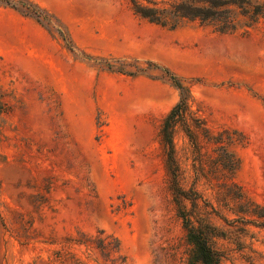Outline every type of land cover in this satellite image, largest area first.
<instances>
[{"label":"rangeland","instance_id":"rangeland-1","mask_svg":"<svg viewBox=\"0 0 264 264\" xmlns=\"http://www.w3.org/2000/svg\"><path fill=\"white\" fill-rule=\"evenodd\" d=\"M31 1L74 50L0 4V264H44L59 253L61 264H199L189 259L161 142L178 91L158 70L126 74L101 60L168 68L211 131L241 132L234 179L264 209V0H249L245 14L235 8L232 32L199 19L161 26L128 0ZM173 142L189 188L191 144L180 127ZM195 188L216 205L203 178ZM212 222L223 232L214 239L223 264H264V226ZM98 238L119 250H101Z\"/></svg>","mask_w":264,"mask_h":264},{"label":"trees","instance_id":"trees-1","mask_svg":"<svg viewBox=\"0 0 264 264\" xmlns=\"http://www.w3.org/2000/svg\"><path fill=\"white\" fill-rule=\"evenodd\" d=\"M128 1L134 12L149 22L174 28L181 19H199L201 22L213 23L220 32L234 31L237 26L235 8H239L241 13L245 14L249 11L246 5H250L249 0H172L163 5L153 0ZM0 4L18 11L23 16L32 17L42 26L55 31L68 49L74 50L64 30L56 26L55 18L38 4L31 0H0ZM252 15L256 17L258 12L252 11ZM117 63L116 65L107 60L97 62L101 67L126 74L158 70L178 91V101L165 116L160 132L161 142L167 151L166 167L176 215L181 220L186 242L190 246L189 259L199 264H223L224 255L215 247L214 241L215 238L223 235V232L212 222L213 217H219L224 222L238 220L243 226L248 224L264 226V221L260 220L264 219V209L247 197L234 179L241 161L232 147L243 144L244 135L230 127L211 131L204 119L190 109L188 87L168 68L149 61L146 62L145 68L123 61ZM127 65L133 66L135 70L128 72ZM177 127L184 131L191 144L193 183L189 188L184 185V171L175 156L173 136ZM200 178H203L214 191L216 205L204 198L195 188V183ZM222 208L232 211L237 218L232 221L227 220L220 213ZM98 241L100 243L98 247L105 252L119 250V243L115 240L114 243H107L98 238ZM68 243L87 246L86 240L80 239H70ZM57 256L59 258L48 260L44 264H61L65 261L59 260L62 257L60 253Z\"/></svg>","mask_w":264,"mask_h":264}]
</instances>
